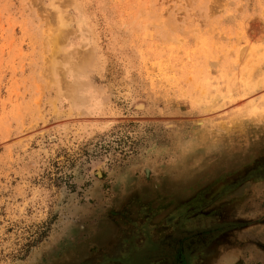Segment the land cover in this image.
Returning a JSON list of instances; mask_svg holds the SVG:
<instances>
[{
	"label": "rangeland",
	"instance_id": "374dc122",
	"mask_svg": "<svg viewBox=\"0 0 264 264\" xmlns=\"http://www.w3.org/2000/svg\"><path fill=\"white\" fill-rule=\"evenodd\" d=\"M262 167L264 0H0V264H103L131 201L228 185L260 234Z\"/></svg>",
	"mask_w": 264,
	"mask_h": 264
},
{
	"label": "flooded vegetation",
	"instance_id": "af4514ba",
	"mask_svg": "<svg viewBox=\"0 0 264 264\" xmlns=\"http://www.w3.org/2000/svg\"><path fill=\"white\" fill-rule=\"evenodd\" d=\"M240 183L250 189L246 207L252 210L256 209V204L260 205L264 214V167L250 173ZM259 185L263 186L261 191L256 188ZM235 186H226L210 200H194L175 208L159 202L148 203L152 198L131 201L120 213V222H114L116 227L112 222L100 232L102 236L117 234L115 243L104 250L103 264H204V258L210 254L209 247L223 234H250L253 223L239 222L231 215L235 209L238 211L237 202L236 205L233 202L238 193ZM196 219L199 223L202 221L197 226L193 225ZM259 242L262 248L264 241ZM239 261L235 264H250L242 258ZM263 261L255 264H264Z\"/></svg>",
	"mask_w": 264,
	"mask_h": 264
},
{
	"label": "crops",
	"instance_id": "0c3cea01",
	"mask_svg": "<svg viewBox=\"0 0 264 264\" xmlns=\"http://www.w3.org/2000/svg\"><path fill=\"white\" fill-rule=\"evenodd\" d=\"M255 212V209L250 210L252 216ZM252 226H250V234H223L218 238L217 243L209 247L210 254L203 257L204 264H235L241 258L246 260V263L250 261V264L263 260L264 244L262 248L259 247L262 245L259 241H264V231L256 234V228Z\"/></svg>",
	"mask_w": 264,
	"mask_h": 264
}]
</instances>
